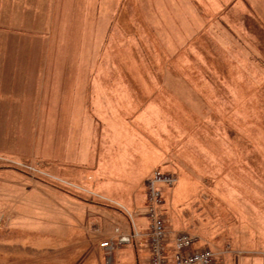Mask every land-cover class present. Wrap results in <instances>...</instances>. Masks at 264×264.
Instances as JSON below:
<instances>
[{"label":"rangeland","instance_id":"374dc122","mask_svg":"<svg viewBox=\"0 0 264 264\" xmlns=\"http://www.w3.org/2000/svg\"><path fill=\"white\" fill-rule=\"evenodd\" d=\"M125 88L157 170L179 179L166 221L182 197L200 249L249 254L251 220L264 227V0H0V264L51 258L46 215L62 193L91 198L72 184L77 140Z\"/></svg>","mask_w":264,"mask_h":264},{"label":"crops","instance_id":"0c3cea01","mask_svg":"<svg viewBox=\"0 0 264 264\" xmlns=\"http://www.w3.org/2000/svg\"><path fill=\"white\" fill-rule=\"evenodd\" d=\"M131 94H134V88H125L119 93L122 97L104 103L108 110L103 118L97 117V114L92 116L93 125L98 126L99 133L93 131L95 134L91 139L78 138L77 143L85 144L81 146L87 152L84 165L81 170H76L72 184L78 190L89 193L91 198L84 199L90 202L62 193L59 217L56 215L55 220H51V215H46V222H59L55 226L59 231L50 233L56 242H50L44 248L46 253L51 251V258L28 264H104L101 243L115 238L117 228L125 233L136 230L141 237L133 245L116 250L112 255L114 264H149L146 184L153 172L163 167L164 154L156 150L155 145L144 146V102H135L139 98H132ZM137 180H140L139 183ZM137 184L144 185L143 198L139 196ZM113 192L116 194L113 195ZM176 197V200L172 196L168 198L174 201L167 215L172 237L179 232H189L185 229L182 197ZM111 204L115 206L111 207ZM256 209L257 213L254 211L253 214H264V210ZM251 221L252 229L246 234L257 240L252 250L243 249V252L252 255L243 256L236 264H264V227L260 226L259 220ZM173 224L176 227L181 225L183 229L177 231ZM194 235L203 242L200 235ZM237 251L233 252L245 254ZM229 252L225 249L216 254L220 259Z\"/></svg>","mask_w":264,"mask_h":264},{"label":"built area","instance_id":"2783aa9c","mask_svg":"<svg viewBox=\"0 0 264 264\" xmlns=\"http://www.w3.org/2000/svg\"><path fill=\"white\" fill-rule=\"evenodd\" d=\"M173 173L156 170L146 184V219L148 221L149 264H217L218 256L210 248L200 249L201 239L189 232L171 236L163 213L165 190L178 183ZM141 234L136 230L125 233L116 229V237L101 243L104 250V264H114L113 253L132 245Z\"/></svg>","mask_w":264,"mask_h":264}]
</instances>
